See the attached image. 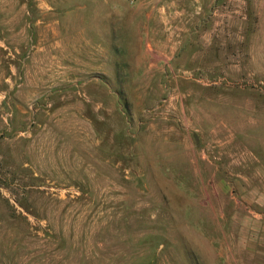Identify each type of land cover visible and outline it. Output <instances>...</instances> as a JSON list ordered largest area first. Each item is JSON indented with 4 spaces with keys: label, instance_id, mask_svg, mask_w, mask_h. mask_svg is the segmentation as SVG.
<instances>
[{
    "label": "rangeland",
    "instance_id": "1",
    "mask_svg": "<svg viewBox=\"0 0 264 264\" xmlns=\"http://www.w3.org/2000/svg\"><path fill=\"white\" fill-rule=\"evenodd\" d=\"M136 4L0 0V264H264V0Z\"/></svg>",
    "mask_w": 264,
    "mask_h": 264
},
{
    "label": "crops",
    "instance_id": "2",
    "mask_svg": "<svg viewBox=\"0 0 264 264\" xmlns=\"http://www.w3.org/2000/svg\"><path fill=\"white\" fill-rule=\"evenodd\" d=\"M143 5L144 4H142V3H137L135 5V7H136V8H134V11H135L134 13L135 14L133 13V16L131 15L130 19H133V18L134 19H137L138 22H143L144 21L145 24H146V32H148L149 31V29H148V27H149L148 26V23H149L150 19L152 18V14H150V13H143L141 10H139V9H141L143 7ZM113 18H114L113 23H114V25H116L114 27V30H116L120 26L121 15L119 13H117V12H114Z\"/></svg>",
    "mask_w": 264,
    "mask_h": 264
},
{
    "label": "built area",
    "instance_id": "3",
    "mask_svg": "<svg viewBox=\"0 0 264 264\" xmlns=\"http://www.w3.org/2000/svg\"><path fill=\"white\" fill-rule=\"evenodd\" d=\"M125 1H127L129 4H136L142 2L144 4H148L149 8L153 10L155 8L163 9L162 2L164 0H125Z\"/></svg>",
    "mask_w": 264,
    "mask_h": 264
}]
</instances>
